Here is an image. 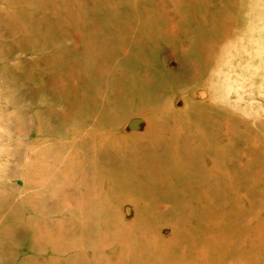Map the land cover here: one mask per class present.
Here are the masks:
<instances>
[{"label":"rangeland","instance_id":"rangeland-1","mask_svg":"<svg viewBox=\"0 0 264 264\" xmlns=\"http://www.w3.org/2000/svg\"><path fill=\"white\" fill-rule=\"evenodd\" d=\"M0 264H264V0H0Z\"/></svg>","mask_w":264,"mask_h":264}]
</instances>
